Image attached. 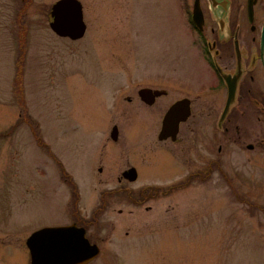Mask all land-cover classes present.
Returning <instances> with one entry per match:
<instances>
[{
  "label": "rangeland",
  "instance_id": "374dc122",
  "mask_svg": "<svg viewBox=\"0 0 264 264\" xmlns=\"http://www.w3.org/2000/svg\"><path fill=\"white\" fill-rule=\"evenodd\" d=\"M56 1L0 0V264H31L28 237L41 227L71 221L66 202L72 189L62 186L57 161L37 142L48 143L73 175L83 196L76 215L89 216L106 182L93 175L96 165L89 170L92 153L80 154L100 146L96 130L112 115L111 95L115 101L129 88L125 81L132 86L153 81L156 68L162 64L168 70L173 63L168 46L159 49L161 36L170 37L166 25L161 28L165 0H80L87 30L76 40L51 28ZM178 46L185 47L180 41ZM187 59L185 50L179 53V77L192 76L188 67L180 68ZM144 121L135 137L115 145L104 166L113 175L108 187L122 186L116 181L127 164L122 142L130 145L131 162L153 167L162 154L174 163L171 149L153 143L154 118ZM245 124L264 133V119ZM80 147L84 150L77 152ZM241 155L225 167L235 175L231 182L222 183L215 171L204 185L195 181L169 192L191 172V155L129 184L133 196L147 185L161 184L165 191L144 205L115 199L101 217L110 224L98 237L101 252L87 264H264V212L245 203L255 197L264 205V149ZM235 189L240 198L231 193Z\"/></svg>",
  "mask_w": 264,
  "mask_h": 264
},
{
  "label": "flooded vegetation",
  "instance_id": "af4514ba",
  "mask_svg": "<svg viewBox=\"0 0 264 264\" xmlns=\"http://www.w3.org/2000/svg\"><path fill=\"white\" fill-rule=\"evenodd\" d=\"M163 5L167 17L161 28L166 25L167 35L170 37L161 36L159 49H169L170 60L173 62L169 63L171 69H161V64L155 70L153 81H140L134 86L125 81L124 85H129V88L115 101L114 95H111L108 106L112 115L97 126L96 132L101 133L97 137L100 146L95 148L96 151L86 153L87 149L80 154L81 157H89L92 153L89 170L96 165L98 175H93L99 182H106V189L100 191L99 203L97 202L89 216L76 215L80 213V203L83 200L79 187L73 175L67 172L63 161L56 158L50 151L49 144L39 138V148L46 155L54 157L60 167L62 186L67 184L72 189L66 202L69 207L67 212L71 211L72 216L68 223L59 222L38 230L57 227L84 228L88 240L99 245L97 241L100 231L107 230L110 225L102 221L101 217L111 208L115 199L121 197L134 205H144L159 193H164V186L158 184L141 187L135 191L134 196L131 194L129 184L145 179L147 172L157 170L158 167L169 170L176 160L185 162L194 155L195 160L192 159L190 164L191 172L184 181L170 185L169 192L189 186L195 181L204 185L215 175V171L221 176L220 181L226 183L231 182L232 176L235 177L225 171L231 157L240 160L242 153L264 149V133L245 124V121L254 117L259 121L264 119V0H165ZM179 41L185 47L180 49ZM184 50L188 59L186 65L180 68L188 67L186 69L192 71L190 77H179L181 74L175 69L176 66L179 67V53ZM192 62L194 66H201L203 69L195 71ZM162 73L170 75L162 77ZM231 86L232 89L234 87V96L232 103L228 105ZM170 110L175 117H188L181 120L176 127L173 122L169 136L162 138L164 120ZM146 118H154L153 122L156 124L153 143L158 149L172 150L171 158L174 163L171 165L162 154L153 167L131 162V148L127 142L136 136ZM126 137L129 138L128 141L122 142V147H119L127 163L126 168L116 176L117 183L122 186L108 187L109 182L113 181V175L107 173L104 166L113 155L115 145H119ZM77 149V152L84 150L82 147ZM61 157L63 160L67 159L63 155ZM133 168L137 172L135 180H131L130 170ZM90 174L86 177L89 178ZM230 191L235 197H241L236 189ZM245 194L250 197L253 191L247 190ZM88 198L84 194V201ZM254 198H247L245 203L251 208L260 207L264 212V205L255 202ZM52 234L48 233L46 239L60 238ZM29 252L31 255L30 248Z\"/></svg>",
  "mask_w": 264,
  "mask_h": 264
},
{
  "label": "water",
  "instance_id": "95a60500",
  "mask_svg": "<svg viewBox=\"0 0 264 264\" xmlns=\"http://www.w3.org/2000/svg\"><path fill=\"white\" fill-rule=\"evenodd\" d=\"M51 15L53 17L50 23L51 28L58 35L74 40L85 35L87 25L84 21L83 5L80 0H57L52 6ZM195 20L197 21L196 11ZM262 48L264 50V31ZM233 96L234 87L232 89L231 86L228 105L232 103ZM187 117L188 115L175 117L173 111L170 110L165 117L161 137L169 136L173 122L176 127L181 120H186ZM130 171L131 180H135L136 170L133 168ZM48 233H53L52 236L60 238L48 240L46 239ZM27 245L31 250V264H87L101 252L99 245L91 243L85 236L84 228L77 227L43 228L29 237Z\"/></svg>",
  "mask_w": 264,
  "mask_h": 264
},
{
  "label": "trees",
  "instance_id": "16d2710c",
  "mask_svg": "<svg viewBox=\"0 0 264 264\" xmlns=\"http://www.w3.org/2000/svg\"><path fill=\"white\" fill-rule=\"evenodd\" d=\"M24 36V35H23Z\"/></svg>",
  "mask_w": 264,
  "mask_h": 264
}]
</instances>
